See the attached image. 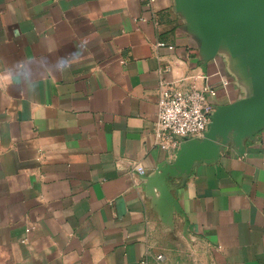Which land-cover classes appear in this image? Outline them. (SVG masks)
<instances>
[{
    "label": "crops",
    "instance_id": "obj_1",
    "mask_svg": "<svg viewBox=\"0 0 264 264\" xmlns=\"http://www.w3.org/2000/svg\"><path fill=\"white\" fill-rule=\"evenodd\" d=\"M145 1L0 0V264H264V130L170 182L173 228L154 210L160 81L208 76L215 106L251 88Z\"/></svg>",
    "mask_w": 264,
    "mask_h": 264
},
{
    "label": "water",
    "instance_id": "obj_2",
    "mask_svg": "<svg viewBox=\"0 0 264 264\" xmlns=\"http://www.w3.org/2000/svg\"><path fill=\"white\" fill-rule=\"evenodd\" d=\"M184 19L185 30L198 41L207 63L226 53L234 71L251 93L228 105L215 106L209 130L200 140H185L173 163L159 166L151 175H141L162 224L173 228L183 212L169 184L186 182L194 168L216 162L221 152L233 146L240 155L245 142L264 130V0H173ZM185 223L184 234H187Z\"/></svg>",
    "mask_w": 264,
    "mask_h": 264
},
{
    "label": "built area",
    "instance_id": "obj_3",
    "mask_svg": "<svg viewBox=\"0 0 264 264\" xmlns=\"http://www.w3.org/2000/svg\"><path fill=\"white\" fill-rule=\"evenodd\" d=\"M156 0H146L145 8L153 12ZM159 46L164 47L165 43ZM198 79L205 84L198 86ZM208 76L167 82L160 81L158 93V113L155 126L156 145L167 152H176L185 140H200L209 130L215 105L209 99L216 97L213 85H208ZM189 82L183 87L182 83ZM222 85L227 81L221 79ZM142 174V169L138 168ZM159 260L162 257H158Z\"/></svg>",
    "mask_w": 264,
    "mask_h": 264
}]
</instances>
